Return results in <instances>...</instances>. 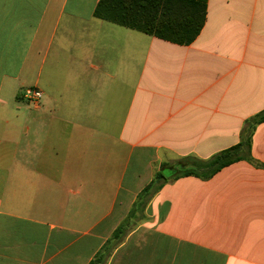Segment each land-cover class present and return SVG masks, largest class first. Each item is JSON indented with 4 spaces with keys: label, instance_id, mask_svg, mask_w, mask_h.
Here are the masks:
<instances>
[{
    "label": "crops",
    "instance_id": "1",
    "mask_svg": "<svg viewBox=\"0 0 264 264\" xmlns=\"http://www.w3.org/2000/svg\"><path fill=\"white\" fill-rule=\"evenodd\" d=\"M86 1L0 0V264H89L108 241L103 264H264V122L252 160L131 213L164 163L237 145L264 109V0H198L190 44Z\"/></svg>",
    "mask_w": 264,
    "mask_h": 264
},
{
    "label": "trees",
    "instance_id": "2",
    "mask_svg": "<svg viewBox=\"0 0 264 264\" xmlns=\"http://www.w3.org/2000/svg\"><path fill=\"white\" fill-rule=\"evenodd\" d=\"M94 15L100 19L135 29L180 44H190L200 34L206 20V3L198 0H99ZM264 122V109L250 117L242 129V140L208 159L186 156L177 163H164L153 180L142 190L132 214L169 180L194 175L210 179L218 171L241 159L252 160L251 141L256 126ZM123 222L113 239L123 232ZM111 241H108L89 264H103Z\"/></svg>",
    "mask_w": 264,
    "mask_h": 264
},
{
    "label": "built area",
    "instance_id": "3",
    "mask_svg": "<svg viewBox=\"0 0 264 264\" xmlns=\"http://www.w3.org/2000/svg\"><path fill=\"white\" fill-rule=\"evenodd\" d=\"M43 97V91L37 87H28L24 90L23 98L36 105L40 104Z\"/></svg>",
    "mask_w": 264,
    "mask_h": 264
},
{
    "label": "rangeland",
    "instance_id": "4",
    "mask_svg": "<svg viewBox=\"0 0 264 264\" xmlns=\"http://www.w3.org/2000/svg\"><path fill=\"white\" fill-rule=\"evenodd\" d=\"M93 4H94V0H87L86 1V3L83 5V12L85 13V14H88L89 12H90V9H91V7L93 6ZM73 6V4H72V2L70 1V5H69V7H72ZM30 86H34L33 84H31V85H26L23 89H25V88H27V87H30ZM16 101H18V100H16ZM12 102H13V99H12ZM19 102L21 103V105L22 106H24V107H27V106H30V107H33V103L32 102H28L27 100H25V99H19ZM13 105H15V102L13 103Z\"/></svg>",
    "mask_w": 264,
    "mask_h": 264
}]
</instances>
